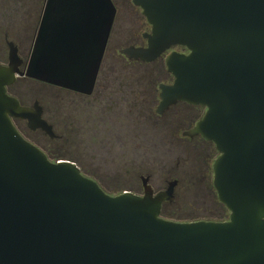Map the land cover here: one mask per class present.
<instances>
[{"label": "water", "instance_id": "obj_1", "mask_svg": "<svg viewBox=\"0 0 264 264\" xmlns=\"http://www.w3.org/2000/svg\"><path fill=\"white\" fill-rule=\"evenodd\" d=\"M151 26L132 59L166 61L162 106L206 108L195 133L218 154L213 188L224 222L161 218L173 184L153 195L105 194L68 161L50 162L16 131L53 137L40 112L6 94L15 52L0 66V264H264V0H133ZM115 9L110 0H47L25 76L65 89L91 86ZM24 76L23 74H18Z\"/></svg>", "mask_w": 264, "mask_h": 264}, {"label": "flooded vegetation", "instance_id": "obj_2", "mask_svg": "<svg viewBox=\"0 0 264 264\" xmlns=\"http://www.w3.org/2000/svg\"><path fill=\"white\" fill-rule=\"evenodd\" d=\"M9 1L0 0V33L4 30L0 40L5 44L1 45L3 54L0 66L8 68L11 53L15 52L17 73L14 82L6 87V94L17 100L21 107L36 111V105L41 119L51 127L53 133V137H49L40 129H30L27 121L13 118V126L27 143L40 150L50 162L68 161L74 164L85 178L93 181L105 194L98 179L82 172L101 168L105 155L110 157L116 152L128 150L126 154H129L131 151L133 161H128V164L139 168L141 153L169 156L173 153L189 154L190 150L200 149V182L202 185L210 183L214 189L212 158L217 153L215 146L194 132L206 108L182 101L162 106V86H171L175 80L168 71L166 61L173 54L187 55L186 48L171 47L151 62L130 58L126 50L147 47L151 26L133 0H110L115 9L114 21L92 85L75 89L52 86L57 96L56 104L49 112L38 100L27 105L10 92L18 79L32 80L25 74L47 0H38L37 5L28 6L18 0H13L11 4ZM18 23L23 28H19ZM29 24L33 30L30 37ZM29 38L31 44L24 45ZM87 142L90 149L96 148L89 156L86 155ZM67 144L83 151L85 166H82L81 160L57 153L61 146ZM129 174L126 170L124 176ZM137 176L142 187L149 186L154 196L165 192L170 184H173L174 191L179 184L174 179L168 181L167 188H164L159 177L153 178L152 174L142 176L141 173ZM125 192L143 196L144 188L141 192L129 190L118 195Z\"/></svg>", "mask_w": 264, "mask_h": 264}, {"label": "rangeland", "instance_id": "obj_3", "mask_svg": "<svg viewBox=\"0 0 264 264\" xmlns=\"http://www.w3.org/2000/svg\"><path fill=\"white\" fill-rule=\"evenodd\" d=\"M18 1L23 2L25 6L29 4L37 5L38 3V0ZM9 2V4H11L13 0ZM18 25L19 28H23L21 24L18 23ZM8 27L9 26L6 28ZM27 28L29 29L28 36L30 37L33 34L32 26L29 24ZM3 33L4 30L0 33L1 37ZM0 42L2 41L0 40ZM23 44L30 45L31 38ZM1 45L4 46L5 44L3 42L0 43V60H2L1 56L3 54ZM10 92L19 101L27 105L32 104L35 99L38 100L40 104L48 108L49 112L53 110L52 105L56 104L55 98L57 96V91L52 85L36 80L18 79V82ZM88 144L87 142V146ZM178 146H180V144ZM95 150L96 148L90 149L89 145L86 149V155L93 154ZM126 151L124 153L116 152L115 155L110 157L105 155V162L102 163L101 168L89 171L82 170L83 174L91 175L98 179L101 188L110 196H116L121 192L129 190L134 193L141 192L143 187L137 176L140 173L142 176L152 174L154 175L153 178L159 177L161 183L164 185L162 187L164 188H167L166 183L168 181L177 179L179 184L173 191L171 202H167L166 205L162 207L166 216L164 219H169L175 223L217 222L219 210L214 202L211 184L205 182V184L202 185L200 182V149L190 150L189 154L173 153L169 156L158 153H141L139 168L137 165L133 166L128 164V161L130 163L133 161V153L129 151V154H126ZM57 153L77 159L78 161L81 160L83 163L82 166H85L86 156L82 150L80 151L67 144L61 146V150L59 151L58 149ZM217 156V153L214 154L212 164ZM149 164L152 165V167H149ZM126 170H128L130 174L124 176ZM133 174L136 176H133ZM153 189H155V186Z\"/></svg>", "mask_w": 264, "mask_h": 264}, {"label": "trees", "instance_id": "obj_4", "mask_svg": "<svg viewBox=\"0 0 264 264\" xmlns=\"http://www.w3.org/2000/svg\"><path fill=\"white\" fill-rule=\"evenodd\" d=\"M212 192H213V197H214V202L216 203L217 207H218V210H219V216H218V220L217 222H224V221H227L228 218H229V212L225 209V207L223 205H221L218 200H217V196H216V192L214 189H212ZM165 216V213L163 212V210L161 211V218L164 219ZM227 219V220H226ZM164 220H168L170 221L169 219H164ZM173 222V221H172Z\"/></svg>", "mask_w": 264, "mask_h": 264}]
</instances>
